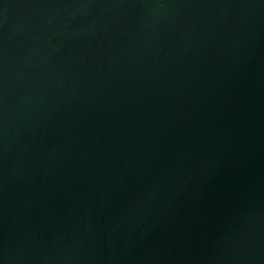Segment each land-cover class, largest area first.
<instances>
[{
	"label": "water",
	"instance_id": "water-1",
	"mask_svg": "<svg viewBox=\"0 0 264 264\" xmlns=\"http://www.w3.org/2000/svg\"><path fill=\"white\" fill-rule=\"evenodd\" d=\"M0 264H264V0H0Z\"/></svg>",
	"mask_w": 264,
	"mask_h": 264
}]
</instances>
